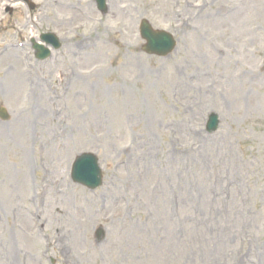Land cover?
Instances as JSON below:
<instances>
[{
    "label": "rangeland",
    "instance_id": "rangeland-1",
    "mask_svg": "<svg viewBox=\"0 0 264 264\" xmlns=\"http://www.w3.org/2000/svg\"><path fill=\"white\" fill-rule=\"evenodd\" d=\"M33 1L26 41L36 30L98 40L78 65L72 45L63 59L38 63L28 45L0 59V264H264V0H108L106 16L92 0ZM74 2L87 16L74 19ZM141 17L173 33L170 55L140 52ZM84 151L103 169L94 191L69 178ZM45 180L61 194L40 199ZM64 194L82 210L62 234L46 211L35 222L29 207ZM61 200L49 210L60 215Z\"/></svg>",
    "mask_w": 264,
    "mask_h": 264
},
{
    "label": "water",
    "instance_id": "water-1",
    "mask_svg": "<svg viewBox=\"0 0 264 264\" xmlns=\"http://www.w3.org/2000/svg\"><path fill=\"white\" fill-rule=\"evenodd\" d=\"M142 35L148 40V49L157 54L168 51L173 45V41L169 35L163 32L152 31L146 23L143 25ZM45 53L46 50L40 56H44ZM210 123H214V121L211 120ZM73 177L84 184L96 186L100 175H98L95 156L90 154L81 155L75 162Z\"/></svg>",
    "mask_w": 264,
    "mask_h": 264
},
{
    "label": "bare ground",
    "instance_id": "bare-ground-1",
    "mask_svg": "<svg viewBox=\"0 0 264 264\" xmlns=\"http://www.w3.org/2000/svg\"><path fill=\"white\" fill-rule=\"evenodd\" d=\"M64 76H65L64 74H60V76L58 78L60 84L62 83V81L64 79ZM99 116H100V113L98 114V117ZM60 154H64V152L61 151ZM47 182L48 181L45 180V184L43 186V191L47 192V194L49 195V190L53 188L52 192H53L54 195L61 194L60 192L56 191V189H55L56 184H54V183H49L48 184ZM63 199L61 200V199L56 198L54 196V197H52V200H48L47 203L41 204L40 202H38V207L36 209H34L33 207L32 208L29 207L33 211V216L35 218L34 219L35 222L40 224L41 223V219L38 218L39 217V213L46 211L48 213V216L46 217V223L48 225H53V224H56V222L58 221V224L60 225V227H58L57 230H60V232L62 234L64 232V228L66 227L65 225L70 223L69 219H72L74 217L73 216L74 213H77L76 214V216H77L78 213H80L79 210H82L81 209V207H82V203L81 202H80V206H78V205L77 206H73L71 203H69V198H68V196L66 194L63 195ZM60 200L63 201V205H62L63 209L61 211V214L57 215V214H55L54 211L49 210V208H52V205L55 206L56 205L55 202H59ZM50 201H52V202H50ZM83 206L88 209L90 207V204L89 203L87 205L84 204ZM53 210H55V209L53 208ZM81 217L85 220V221H83V223L86 224V225L88 224V222H90L92 220V217H90V216L85 218L84 212H83V216H81ZM53 226H58V225L56 224V225H53ZM67 233L69 234V238H71V235H72V238L74 239L75 233L73 231L67 230Z\"/></svg>",
    "mask_w": 264,
    "mask_h": 264
}]
</instances>
